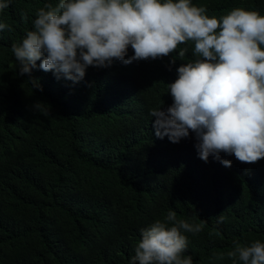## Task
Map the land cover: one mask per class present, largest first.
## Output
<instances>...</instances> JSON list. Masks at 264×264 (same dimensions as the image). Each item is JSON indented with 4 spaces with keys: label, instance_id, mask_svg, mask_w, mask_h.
<instances>
[{
    "label": "clouds",
    "instance_id": "obj_1",
    "mask_svg": "<svg viewBox=\"0 0 264 264\" xmlns=\"http://www.w3.org/2000/svg\"><path fill=\"white\" fill-rule=\"evenodd\" d=\"M11 3L0 0V12ZM5 29L11 30L0 22V32ZM178 49L181 62L167 82L171 101L162 104L143 97L139 71L132 76L103 71L117 60L134 66ZM12 52L24 82L39 94L41 81L62 86L61 113L74 123L87 116L92 126L79 127L105 131L120 148V165L111 168L104 163L105 150L76 133L72 159L78 167L106 171L136 187L158 184L151 192L160 203L184 201L188 190L195 200L211 187L220 193L213 204L219 211L244 192L264 196L263 11L226 8L212 14L192 0H58L37 10L33 30ZM92 83L100 89L94 101L67 97ZM174 177L189 186L178 191L168 180ZM201 231L202 224L170 210L141 229L130 264H193L184 255V233ZM227 256L233 264H264V243L234 241Z\"/></svg>",
    "mask_w": 264,
    "mask_h": 264
},
{
    "label": "trees",
    "instance_id": "obj_2",
    "mask_svg": "<svg viewBox=\"0 0 264 264\" xmlns=\"http://www.w3.org/2000/svg\"><path fill=\"white\" fill-rule=\"evenodd\" d=\"M49 2L55 5L58 0H12L0 12V22L11 28L0 32V264H130L141 229L163 220L170 210L189 223L202 224L201 232L184 233V255H191L193 264H233L227 253L234 250V241L242 246L264 243V196L244 192L242 199L237 197L226 211H219L213 204L220 193L211 187L195 200L188 190L184 201L160 203L151 192L158 184L136 187L128 179L86 171L73 162L79 133L105 150L104 163L111 168L120 165V148L105 131L79 127L78 123L90 124L87 116L74 123L61 113L62 86L41 81L44 92L39 94L18 74L12 45L33 30L37 10ZM192 2L212 14L226 8L264 12V0ZM178 52L134 66L117 60L103 71L128 76L139 71L145 79L143 97L162 104L171 101L167 82L181 62ZM189 57L188 52L183 59ZM98 93L92 83L67 97L94 101ZM37 103L39 108L34 107ZM168 180L178 191L189 186L185 178ZM252 198L259 205L251 204ZM68 202L74 207L64 205ZM201 207L210 211H200Z\"/></svg>",
    "mask_w": 264,
    "mask_h": 264
}]
</instances>
